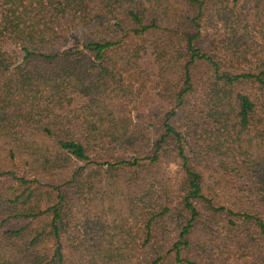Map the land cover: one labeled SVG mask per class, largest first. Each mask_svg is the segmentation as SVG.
I'll return each mask as SVG.
<instances>
[{"label":"trees","instance_id":"16d2710c","mask_svg":"<svg viewBox=\"0 0 264 264\" xmlns=\"http://www.w3.org/2000/svg\"><path fill=\"white\" fill-rule=\"evenodd\" d=\"M0 264H264V0H0Z\"/></svg>","mask_w":264,"mask_h":264},{"label":"rangeland","instance_id":"374dc122","mask_svg":"<svg viewBox=\"0 0 264 264\" xmlns=\"http://www.w3.org/2000/svg\"><path fill=\"white\" fill-rule=\"evenodd\" d=\"M167 170H175V168L173 166H170Z\"/></svg>","mask_w":264,"mask_h":264}]
</instances>
